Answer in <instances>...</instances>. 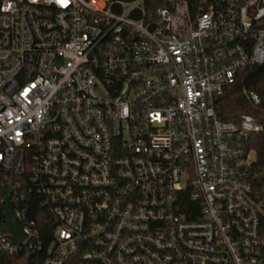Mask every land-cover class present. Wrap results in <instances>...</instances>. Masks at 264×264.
I'll return each instance as SVG.
<instances>
[{
    "label": "built area",
    "instance_id": "1",
    "mask_svg": "<svg viewBox=\"0 0 264 264\" xmlns=\"http://www.w3.org/2000/svg\"><path fill=\"white\" fill-rule=\"evenodd\" d=\"M263 20L264 0H0V257L264 264L262 128L214 106L264 64Z\"/></svg>",
    "mask_w": 264,
    "mask_h": 264
},
{
    "label": "trees",
    "instance_id": "2",
    "mask_svg": "<svg viewBox=\"0 0 264 264\" xmlns=\"http://www.w3.org/2000/svg\"><path fill=\"white\" fill-rule=\"evenodd\" d=\"M264 27V20L261 23ZM243 89L254 91L259 96L257 103L252 102L243 93ZM215 110L220 119L227 122H237L244 114L252 115L257 123L261 125L262 130L252 133L244 141L247 149L255 151L256 168L264 172V64L248 65L241 69L233 83L226 86L221 95L214 101ZM31 217L36 219L38 202L31 199ZM35 257V256H34ZM27 254L21 252L16 257H0V264H26Z\"/></svg>",
    "mask_w": 264,
    "mask_h": 264
},
{
    "label": "water",
    "instance_id": "3",
    "mask_svg": "<svg viewBox=\"0 0 264 264\" xmlns=\"http://www.w3.org/2000/svg\"><path fill=\"white\" fill-rule=\"evenodd\" d=\"M6 207H5V215H6V220H8L9 223V230L12 234V239L14 243H21L25 239V235L22 231V228L20 225L17 224L16 220H14L13 215H12V205L9 203V196L7 197L6 200ZM27 264H33L32 258L29 257L28 263Z\"/></svg>",
    "mask_w": 264,
    "mask_h": 264
}]
</instances>
